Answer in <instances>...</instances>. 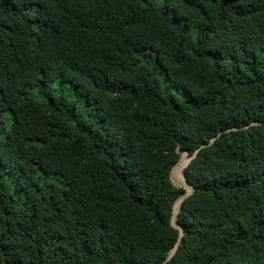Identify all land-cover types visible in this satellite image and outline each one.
Instances as JSON below:
<instances>
[{
	"label": "trees",
	"instance_id": "obj_1",
	"mask_svg": "<svg viewBox=\"0 0 264 264\" xmlns=\"http://www.w3.org/2000/svg\"><path fill=\"white\" fill-rule=\"evenodd\" d=\"M0 264H264V0H0Z\"/></svg>",
	"mask_w": 264,
	"mask_h": 264
},
{
	"label": "rangeland",
	"instance_id": "obj_2",
	"mask_svg": "<svg viewBox=\"0 0 264 264\" xmlns=\"http://www.w3.org/2000/svg\"><path fill=\"white\" fill-rule=\"evenodd\" d=\"M190 160V156L188 155L187 152H181L180 158L177 163L179 165H174L172 169L170 170V177L172 182L179 187H186V190L191 191V187L186 184L183 173H184V168L186 164H188V161ZM187 162V163H186ZM180 200V199H179ZM177 200V201H179ZM177 210V208L175 209Z\"/></svg>",
	"mask_w": 264,
	"mask_h": 264
},
{
	"label": "water",
	"instance_id": "obj_3",
	"mask_svg": "<svg viewBox=\"0 0 264 264\" xmlns=\"http://www.w3.org/2000/svg\"><path fill=\"white\" fill-rule=\"evenodd\" d=\"M191 157H192V156H190V159H191ZM188 162H189V161H188ZM186 165H187V164H186ZM183 176H184V179H185L186 184L188 185L184 173H183ZM184 188L186 189L185 186H184ZM190 193H191V191L186 190L185 194H184L181 198H179V199H180V203H181L182 199H183L184 197H186L187 195H189ZM179 199H178V200H179ZM180 203H179V206H180ZM179 206H178V208H179ZM173 210H174V205H173ZM177 211H178V209L176 210L174 216H172L171 223H172V225H173L174 227L179 228V225H178V224L176 223V221H175L176 216H177ZM173 212H174V211H173ZM180 232L182 233V229H181V228H180ZM174 249H175V247H174ZM174 249H173V251H174ZM173 251H172L170 254H172Z\"/></svg>",
	"mask_w": 264,
	"mask_h": 264
},
{
	"label": "bare ground",
	"instance_id": "obj_4",
	"mask_svg": "<svg viewBox=\"0 0 264 264\" xmlns=\"http://www.w3.org/2000/svg\"><path fill=\"white\" fill-rule=\"evenodd\" d=\"M187 163V162H186ZM176 165H179V163H177ZM179 203H180V200H179V202H178V205H177V209H178V206H179ZM175 212H176V210H175Z\"/></svg>",
	"mask_w": 264,
	"mask_h": 264
}]
</instances>
